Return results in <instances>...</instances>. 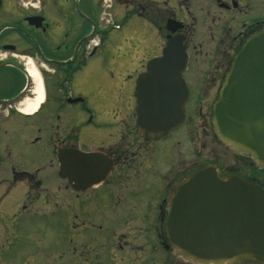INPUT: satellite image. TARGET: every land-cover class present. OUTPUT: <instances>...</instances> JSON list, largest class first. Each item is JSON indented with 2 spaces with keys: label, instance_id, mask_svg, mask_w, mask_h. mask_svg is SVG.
Returning a JSON list of instances; mask_svg holds the SVG:
<instances>
[{
  "label": "flooded vegetation",
  "instance_id": "obj_1",
  "mask_svg": "<svg viewBox=\"0 0 264 264\" xmlns=\"http://www.w3.org/2000/svg\"><path fill=\"white\" fill-rule=\"evenodd\" d=\"M263 31L264 0H0V264H212L184 258L166 220L207 166L264 190V169L212 116ZM173 40L187 54L184 122L145 139L137 82Z\"/></svg>",
  "mask_w": 264,
  "mask_h": 264
},
{
  "label": "water",
  "instance_id": "obj_2",
  "mask_svg": "<svg viewBox=\"0 0 264 264\" xmlns=\"http://www.w3.org/2000/svg\"><path fill=\"white\" fill-rule=\"evenodd\" d=\"M185 47L170 41L137 82V130L160 140L180 128L188 91ZM213 129L264 169V31L235 55L213 105ZM169 242L199 263L264 264V190L207 166L182 183L166 220Z\"/></svg>",
  "mask_w": 264,
  "mask_h": 264
},
{
  "label": "bare ground",
  "instance_id": "obj_3",
  "mask_svg": "<svg viewBox=\"0 0 264 264\" xmlns=\"http://www.w3.org/2000/svg\"><path fill=\"white\" fill-rule=\"evenodd\" d=\"M33 110H35V109H33Z\"/></svg>",
  "mask_w": 264,
  "mask_h": 264
}]
</instances>
